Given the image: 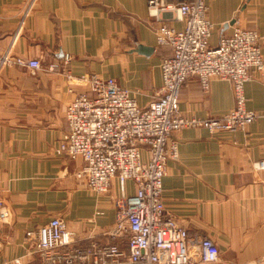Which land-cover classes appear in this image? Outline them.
I'll return each mask as SVG.
<instances>
[{
  "label": "crops",
  "instance_id": "0c3cea01",
  "mask_svg": "<svg viewBox=\"0 0 264 264\" xmlns=\"http://www.w3.org/2000/svg\"><path fill=\"white\" fill-rule=\"evenodd\" d=\"M31 2L0 0V57L9 52L57 70L0 69V199L12 211L8 221L0 219V264H25L34 246L27 231L55 216L86 240L115 241L107 232L116 223L117 180L108 193H93L78 175L82 159L56 153L68 129L66 110L88 89L90 74L115 78L148 107L163 84L161 63L173 55L170 46L158 44L160 23L150 18L147 0H36L29 10ZM208 4L211 44L238 23L259 31L264 60V0ZM139 46L154 51L147 55ZM245 95L247 109L264 113V71L246 83ZM234 107L227 80H213L205 93L192 79L180 93L183 115L221 117ZM175 137L179 157L168 161L163 178L166 210L191 235L216 241L220 259L214 264H264V169L253 166L264 158V118L246 130L212 134L188 127ZM127 189L135 191L133 181Z\"/></svg>",
  "mask_w": 264,
  "mask_h": 264
},
{
  "label": "built area",
  "instance_id": "2783aa9c",
  "mask_svg": "<svg viewBox=\"0 0 264 264\" xmlns=\"http://www.w3.org/2000/svg\"><path fill=\"white\" fill-rule=\"evenodd\" d=\"M147 8L150 18L160 23L158 44L173 49V55L161 63L163 84L157 98L141 107L115 78L88 75L84 78L88 89L66 110L68 129L56 150L59 156L82 159L78 175L86 178L93 193H108L117 180L116 223L107 232L115 241L86 240L64 218L55 216L27 231L34 246L25 264H196L197 260L214 264L220 259V247L213 238L191 235L166 210L163 178L168 161L179 157L175 136L182 129L235 132L264 118V113L247 109L245 95L246 83L264 71L262 36L257 29L235 23L213 46L210 39L215 25L209 17L208 0H147ZM174 21L183 22V29L172 27ZM65 57L67 64L71 56ZM12 64L57 70L55 65L44 67L40 60L11 58L9 52L0 57V67ZM192 79L205 93L213 80L229 81L235 107L221 117L183 115L180 93ZM253 166L263 170L264 158ZM128 181L135 184L133 193L128 192ZM11 216L0 199V219L8 221Z\"/></svg>",
  "mask_w": 264,
  "mask_h": 264
},
{
  "label": "water",
  "instance_id": "95a60500",
  "mask_svg": "<svg viewBox=\"0 0 264 264\" xmlns=\"http://www.w3.org/2000/svg\"><path fill=\"white\" fill-rule=\"evenodd\" d=\"M231 23L233 24L234 22H231ZM138 51L141 53L149 55L150 53H152L154 51V48H147L145 46H139ZM62 55L64 56L63 52H62Z\"/></svg>",
  "mask_w": 264,
  "mask_h": 264
},
{
  "label": "rangeland",
  "instance_id": "374dc122",
  "mask_svg": "<svg viewBox=\"0 0 264 264\" xmlns=\"http://www.w3.org/2000/svg\"><path fill=\"white\" fill-rule=\"evenodd\" d=\"M66 58V57H65ZM65 58H64V60H65ZM13 65H16V64H13ZM2 67V66H1ZM1 67H0V69H1ZM65 133V132H64ZM10 209V208H9ZM11 210V209H10Z\"/></svg>",
  "mask_w": 264,
  "mask_h": 264
}]
</instances>
